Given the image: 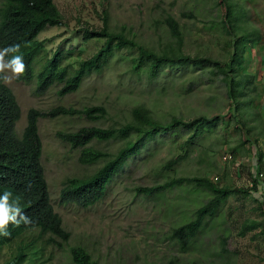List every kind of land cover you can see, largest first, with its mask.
<instances>
[{"label":"rangeland","instance_id":"374dc122","mask_svg":"<svg viewBox=\"0 0 264 264\" xmlns=\"http://www.w3.org/2000/svg\"><path fill=\"white\" fill-rule=\"evenodd\" d=\"M52 1L63 18L64 26L48 27L37 40L43 42L49 58L58 51L70 52L63 65H76L103 46L102 40H84L83 33L86 29L100 30L104 22L113 32L123 29L125 35L139 45L160 51L173 42L166 25L161 22L167 14H171L180 25L186 54L215 59L225 56L224 39L215 26L220 21V12L224 11L217 5L218 0ZM230 2L243 9L250 29L264 32V0ZM184 14H190L192 18ZM252 54L249 70L256 74L261 90L264 86V47L253 50ZM135 55L136 51L117 52L112 67L101 73L92 72L77 92L64 97L57 95L59 87H52L37 97L34 82L24 84L13 77L5 83L20 106L21 118L16 123L19 136L26 126V115L30 109L47 113L57 107L83 110L100 106L106 110V114L97 120L79 115L38 120L41 163L51 204L60 216L63 228L70 233V240L63 248L44 247L42 259L45 264H71L69 248L74 246L83 247L97 264H264V230L263 233L258 229L239 235L246 222L264 221V203L251 195L256 191L229 197L213 219L205 220L197 236L184 250L172 240V230L188 222L212 195L189 186L174 187L153 196L139 195L134 191L135 187L163 183L167 176L205 177L214 184L231 189L250 188L252 168H256L258 163L256 149L251 148V144L241 147V142L245 140L246 130H250L258 140L264 165V98L258 97L259 100L246 110L242 120L244 130L237 131V124H233L235 121L230 120L227 112L228 101L221 83H208L207 76L202 77V81L194 78L195 85L191 90L188 87L192 79L180 78L165 85L150 83L145 77L131 74L128 61L122 59ZM139 105L149 108L154 117L163 122L174 116L192 119L207 115L220 117L224 123L217 132L204 139L186 162L175 163L170 171H162L163 177L158 173L172 155L183 154L178 146L173 153L169 151L170 138L150 143L149 154L116 174L109 182L104 199L93 207L83 210L60 204L62 181L91 176L101 165H80V150H72L57 134L76 132L84 127H119L131 120V109ZM89 147L113 154L119 144L94 142ZM231 148H235V158L231 155ZM228 156L231 160L224 161ZM260 172L262 184L264 168H260ZM36 235L29 234L30 238ZM223 237L228 250L226 256L220 250ZM17 246L18 243L0 250V264L11 258Z\"/></svg>","mask_w":264,"mask_h":264},{"label":"trees","instance_id":"16d2710c","mask_svg":"<svg viewBox=\"0 0 264 264\" xmlns=\"http://www.w3.org/2000/svg\"><path fill=\"white\" fill-rule=\"evenodd\" d=\"M217 5L224 9L219 14L220 21L215 24L224 39L226 50L223 59L186 54L180 25L171 14H167L161 22L166 25L173 42L160 51L139 45L128 38L123 29L113 32L104 22L100 30L86 29L83 33L84 40H102L103 46L90 58L79 60L76 65H63V60L70 52L65 54L58 51L49 58L43 42L37 40L48 27L64 26L63 18L52 0H0V49L20 45L19 54L24 57L25 71L16 81L24 84L34 82V94L37 97L43 96L52 87H59V97L75 93L92 72L101 73L112 67L117 52L136 51L137 55L133 57H121L128 61L131 74L145 77L150 83L165 85L180 78L192 79L189 90L195 85L194 78L202 81V77L207 76L208 83H221L228 101L230 120L237 124L235 130L242 131L246 110L259 100L258 97L264 98V86L261 90L258 88L256 74L249 70L253 50L264 47V32L247 26L246 15L237 4L230 0H218ZM184 16L192 18L190 14ZM254 98L258 99L254 101ZM105 114L106 110L100 106L83 110L57 107L47 113L30 109L26 115V126L18 136L15 127L21 116L19 104L11 89L5 83H0V193L9 191L14 198H18L22 211L31 220L27 225L9 224L7 230L10 235L0 237V250L18 243L15 253L4 264H45L42 257L46 245L61 249L70 240V233L63 228L62 220L51 204L41 163L42 144L38 134V120L76 115L97 120ZM130 117L129 122L119 127H84L76 132L57 134L72 150H80V165H101L91 176L62 181L60 204L73 205L83 210L93 207L104 199L109 182L116 174L149 154L150 143L156 139L170 138L169 151L173 153L178 146L183 154L177 157L172 155L158 173V176L163 177L162 171H170L175 163L186 162L204 139L217 132L224 123L220 117L207 115L192 119L174 116L163 122L143 105L133 107ZM184 136L186 138L183 140ZM94 142H115L119 147L113 154L103 153L89 147ZM246 144L255 147L258 163L256 175H251V187L245 190L219 186L205 177L176 176H167L163 183L150 187L134 188L137 194L143 196H153L181 186L194 187L212 195L188 222L172 230L171 238L180 249L189 247L205 220L213 219L229 197L235 194L249 195L264 184L259 181L260 168H264L263 154L258 147V140L250 130H246L241 147ZM230 152L235 158V148H231ZM258 229H262L263 233L264 221H249L242 226L239 235L244 236ZM32 233L37 235L30 238L29 234ZM225 243L226 238L220 239L221 253L226 256L228 250L225 249ZM69 255L71 264H97L81 246L70 247Z\"/></svg>","mask_w":264,"mask_h":264},{"label":"clouds","instance_id":"9594fccd","mask_svg":"<svg viewBox=\"0 0 264 264\" xmlns=\"http://www.w3.org/2000/svg\"><path fill=\"white\" fill-rule=\"evenodd\" d=\"M19 53V44L0 49V83H8L11 78H19L24 73V57ZM4 73H10L11 75H3ZM252 174L256 175L255 166L252 168ZM251 195L264 203V184L260 185L259 190L251 193ZM21 223L27 225L31 223V220L22 211L19 199L14 198L13 194L9 191L0 193V237L10 235L7 230L9 224L19 226Z\"/></svg>","mask_w":264,"mask_h":264},{"label":"built area","instance_id":"2783aa9c","mask_svg":"<svg viewBox=\"0 0 264 264\" xmlns=\"http://www.w3.org/2000/svg\"><path fill=\"white\" fill-rule=\"evenodd\" d=\"M231 160V157L230 156H228V157H226V158H224V161H226V160ZM262 177V176H261ZM216 180V179H215Z\"/></svg>","mask_w":264,"mask_h":264}]
</instances>
